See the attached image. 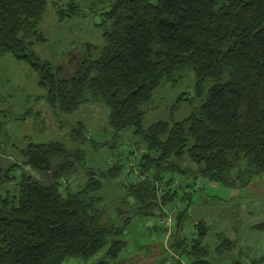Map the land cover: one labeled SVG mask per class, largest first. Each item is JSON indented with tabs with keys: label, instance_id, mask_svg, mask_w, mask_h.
Here are the masks:
<instances>
[{
	"label": "trees",
	"instance_id": "obj_1",
	"mask_svg": "<svg viewBox=\"0 0 264 264\" xmlns=\"http://www.w3.org/2000/svg\"><path fill=\"white\" fill-rule=\"evenodd\" d=\"M96 2L89 10L93 16ZM59 3H52L58 21L81 13L74 0ZM104 3L99 9H110L99 14L97 54L78 60L74 74L63 78L58 66L40 60L31 48L44 40L37 25L46 0H0V56L9 53L35 71L53 111L70 113L88 100L104 105L107 126L114 133L132 128L138 152L136 163L128 160L124 173L131 175L133 168L136 173L125 185L118 181L124 169L120 161L129 156L121 154L102 170L84 167L81 187L68 190L59 189L58 182L83 160L78 146L87 137L83 124L70 128L71 141L78 144L68 153L57 140L27 143L17 165L48 180L25 171L15 178L9 174L15 163L0 168V183L12 182L10 191L0 193V264H68L95 257L91 264L115 263L123 258L126 228L134 223L149 229L145 235L151 237L171 230L169 239H175L169 247L186 264H215L211 254L233 253L234 240L215 234L218 242L212 247L205 240L210 228L203 219L193 222L188 237L177 234L185 231L197 177L241 188L264 174V0ZM186 72L193 80L189 99L198 97L199 103L181 120L158 119L143 127L153 91ZM105 182L122 186L120 196L106 205ZM259 185L262 193L264 181ZM149 219L151 229L145 226ZM247 258L237 250L227 262L244 264ZM248 264H264V254L248 258Z\"/></svg>",
	"mask_w": 264,
	"mask_h": 264
},
{
	"label": "rangeland",
	"instance_id": "obj_2",
	"mask_svg": "<svg viewBox=\"0 0 264 264\" xmlns=\"http://www.w3.org/2000/svg\"><path fill=\"white\" fill-rule=\"evenodd\" d=\"M66 1L60 0L59 5ZM101 1L74 0L79 5L81 13L72 18L58 21L52 3L59 2V0H46L45 11L37 25L44 40L35 42L31 48L40 60L58 66L61 77L68 78L74 74L77 61L85 56L86 44L97 48L102 44L101 29L97 23H94V16L89 12L93 2H96L95 11L99 10L101 5L104 6L105 0ZM97 52L98 49H91L87 57L95 56ZM191 76V73L186 72L184 76L164 81L153 91L151 101L146 104L142 115L141 125L143 127L158 121V119L178 121L188 115L192 106L199 103L198 97L189 99L194 96ZM37 81L35 71L28 64L16 60L9 53L0 56V123L2 124L0 129V168L4 171L12 163L16 165L19 164L18 162L21 163L23 157L20 150L26 147L29 142L57 140L64 144L68 153L78 144L76 140L71 141L72 135L70 136L69 130L76 122L80 121L83 124L84 134L87 136L85 140H82V143L78 144L84 153L82 162L78 164L81 167L72 168L61 175L58 182L59 189L69 190L81 187L86 179L84 167L102 170L121 154V157L127 155L129 157L120 161L121 165H124V169L119 174L118 181L121 185H125L128 180L132 179L136 173L134 168L130 172L131 175L124 173L128 170V160L131 159L136 163L138 155L134 146L136 135L132 128L114 133L106 124V107L92 100L80 104L76 111L70 113L53 111L43 98L44 88L39 86ZM179 97H181L180 100H178ZM138 151L141 152V149ZM16 165L13 167L14 170L9 171V174L15 178L25 171L33 178L43 182L48 180L45 175L35 170L23 165ZM195 182L198 188L196 192L192 193L191 203L187 210L188 220L186 226H183L185 231L178 233L177 237H188L192 233L193 222L203 219L210 228L205 240L213 247L218 242L215 234L222 226L224 218H231V227L234 228V233L237 232L233 227L235 223L238 222L236 226L238 228L242 225L237 210L249 193L259 194L257 197H261L264 203V191L260 192L259 179H254L247 187L241 188L215 185L199 177L195 179ZM120 187L122 186L118 182H105L104 195H102L105 205L111 199L120 196ZM5 189L10 191L12 182L2 181L0 193L4 194ZM122 209L128 210V207L122 205ZM173 211L174 209L171 213L169 212L170 216L174 213ZM257 213H263L262 206L252 203L247 214L253 216L251 219L254 220L257 218ZM125 214H121L120 218H123ZM233 216L236 218L233 219ZM159 220L160 223L166 224L165 218H160L157 221ZM152 221V219L146 221L145 226L150 228ZM126 229L129 239L127 240V249L122 253L123 258L118 262L105 264H176L177 259L179 264H186V258L178 256L169 247V243L175 239H169L171 230H167V233L161 237L160 235L151 237L145 235L149 229L141 228V224L134 223ZM143 242L146 244L139 248L138 245ZM233 251L237 250L233 248ZM245 252L250 256L249 249H245ZM233 253H224L219 257L214 254L211 256L215 264H224L229 255ZM95 258L89 261L73 259L68 264H91ZM246 261L248 263V258ZM67 262L68 260L65 263L67 264Z\"/></svg>",
	"mask_w": 264,
	"mask_h": 264
},
{
	"label": "crops",
	"instance_id": "obj_3",
	"mask_svg": "<svg viewBox=\"0 0 264 264\" xmlns=\"http://www.w3.org/2000/svg\"><path fill=\"white\" fill-rule=\"evenodd\" d=\"M259 180L264 181V174L261 175ZM248 195L247 196L249 198H245L237 210L240 221H242V225L237 229V232L234 233V228L231 227V218L226 217L223 219V224L220 226V229L216 234L222 233L223 236L230 241L234 240L236 242L234 247L235 250L245 252V249H249L251 253L248 258L250 260H256V258L258 259L264 254V203L261 197H257L259 194L253 193L252 195L249 193ZM252 203L262 206L263 209V213H257V218L254 220L251 219L253 216L247 214V210L250 208ZM256 224H261L262 228L254 229ZM243 262L248 264L246 259H243ZM224 264H228V262Z\"/></svg>",
	"mask_w": 264,
	"mask_h": 264
},
{
	"label": "water",
	"instance_id": "obj_4",
	"mask_svg": "<svg viewBox=\"0 0 264 264\" xmlns=\"http://www.w3.org/2000/svg\"><path fill=\"white\" fill-rule=\"evenodd\" d=\"M109 6H107V8H104V9H99V10H96L95 11V16H94V23L96 24H99L100 23V15L99 14H102V13H107V11L109 10ZM95 47L94 46H91L90 44H86L85 45V56L83 58H86L87 55L89 54V52L91 51V49H94Z\"/></svg>",
	"mask_w": 264,
	"mask_h": 264
}]
</instances>
